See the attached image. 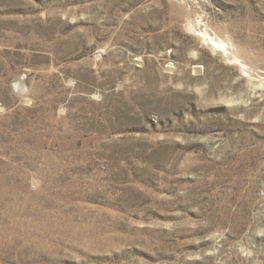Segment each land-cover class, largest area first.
I'll list each match as a JSON object with an SVG mask.
<instances>
[{
	"label": "rangeland",
	"instance_id": "rangeland-1",
	"mask_svg": "<svg viewBox=\"0 0 264 264\" xmlns=\"http://www.w3.org/2000/svg\"><path fill=\"white\" fill-rule=\"evenodd\" d=\"M0 264H264V0H0Z\"/></svg>",
	"mask_w": 264,
	"mask_h": 264
},
{
	"label": "bare ground",
	"instance_id": "bare-ground-1",
	"mask_svg": "<svg viewBox=\"0 0 264 264\" xmlns=\"http://www.w3.org/2000/svg\"><path fill=\"white\" fill-rule=\"evenodd\" d=\"M211 44L216 46L217 48L225 51L226 45L222 41H218L216 39H211Z\"/></svg>",
	"mask_w": 264,
	"mask_h": 264
}]
</instances>
